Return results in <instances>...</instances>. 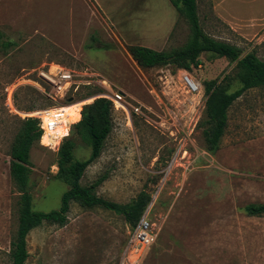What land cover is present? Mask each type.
I'll use <instances>...</instances> for the list:
<instances>
[{
    "label": "rangeland",
    "instance_id": "374dc122",
    "mask_svg": "<svg viewBox=\"0 0 264 264\" xmlns=\"http://www.w3.org/2000/svg\"><path fill=\"white\" fill-rule=\"evenodd\" d=\"M197 4L209 36L264 61V0ZM0 31L17 44L7 55L0 52V264H12L20 200L10 154L22 117L7 107V90L37 80L35 70L49 63L96 72L123 95L103 153L81 183L106 175L97 194L119 204L142 192L151 196L146 219L154 240L140 264H264V216L245 211L264 204V87L231 106L219 150L211 153L205 84L231 77L229 91L239 88L237 62L203 53L191 72L143 69L127 49L167 51L187 44L190 24L171 0H0ZM186 74L201 91H188ZM31 88L24 83L15 91L20 113L51 107ZM95 94L86 88L73 96L82 101ZM77 143L76 158L85 160L90 150ZM58 159V149L40 142L31 150L34 210L59 209L69 189L56 178ZM138 225L110 210L72 203L65 226L45 224L29 233L27 264H123Z\"/></svg>",
    "mask_w": 264,
    "mask_h": 264
},
{
    "label": "trees",
    "instance_id": "16d2710c",
    "mask_svg": "<svg viewBox=\"0 0 264 264\" xmlns=\"http://www.w3.org/2000/svg\"><path fill=\"white\" fill-rule=\"evenodd\" d=\"M171 2L190 24L191 37L187 44L167 51H158L141 45L128 46L127 49L133 60L143 69L175 66L177 69L191 72L200 66L203 53H212L237 62L236 79L240 84L239 88L229 91L227 87L233 81L231 77H226L222 81H209L204 88L208 124L205 142L208 150L215 153L219 150L228 127V111L231 106L247 91L264 87V61L255 53L244 54L240 47L209 36L201 26L197 0H171ZM92 39L90 49H93L94 43L97 42L95 37ZM16 46V42L7 40L5 34L0 31L1 53L7 55ZM108 48L109 46H104V49ZM31 89L41 96L36 89L33 87ZM113 114V103L103 98H98L83 107L81 120L73 126L70 137L62 142L58 150L59 170L56 178L67 184L69 189L62 196L60 208L50 212L33 209L30 188V176L33 171L30 160L31 150L41 138L38 120L22 118L19 121L20 127L15 133L10 154L11 176L20 193L18 229L10 252L12 264H27L28 235L32 230L45 224L65 226L68 223L72 203L87 208H104L124 216L134 227L139 224L151 201V196L147 192H142L129 203L119 204L97 194V188L107 179L106 175L88 186L81 183L87 168L101 157L105 144L113 132ZM78 140L90 150L85 160L76 158ZM245 211L250 216H264V204H250Z\"/></svg>",
    "mask_w": 264,
    "mask_h": 264
},
{
    "label": "built area",
    "instance_id": "2783aa9c",
    "mask_svg": "<svg viewBox=\"0 0 264 264\" xmlns=\"http://www.w3.org/2000/svg\"><path fill=\"white\" fill-rule=\"evenodd\" d=\"M35 71L37 80H23V83L18 82L8 88L6 105L12 113L23 119L38 120L40 143L45 148L59 150L62 142L70 137L72 127L81 120L83 107L96 99L111 101L116 110L124 108L123 95L116 92L112 84L96 72L71 70L57 63L44 64ZM184 81L190 93L201 91L188 74L184 76ZM24 83L36 89L51 107L32 113H20L15 106V91ZM86 88L98 93L85 100L75 101L73 93ZM153 240L151 225L146 217L142 218L137 230L130 236L123 264H140L149 252Z\"/></svg>",
    "mask_w": 264,
    "mask_h": 264
},
{
    "label": "water",
    "instance_id": "95a60500",
    "mask_svg": "<svg viewBox=\"0 0 264 264\" xmlns=\"http://www.w3.org/2000/svg\"><path fill=\"white\" fill-rule=\"evenodd\" d=\"M148 211H149V210L146 211V213L144 214L143 218H145V217L147 216Z\"/></svg>",
    "mask_w": 264,
    "mask_h": 264
}]
</instances>
